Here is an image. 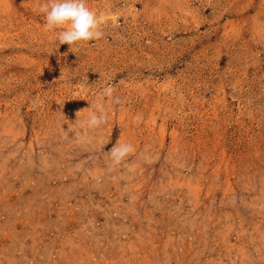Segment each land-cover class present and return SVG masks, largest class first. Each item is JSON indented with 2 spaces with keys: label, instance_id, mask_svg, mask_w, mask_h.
I'll list each match as a JSON object with an SVG mask.
<instances>
[{
  "label": "rangeland",
  "instance_id": "obj_1",
  "mask_svg": "<svg viewBox=\"0 0 264 264\" xmlns=\"http://www.w3.org/2000/svg\"><path fill=\"white\" fill-rule=\"evenodd\" d=\"M45 2L0 0V264H264V0H86L71 51Z\"/></svg>",
  "mask_w": 264,
  "mask_h": 264
},
{
  "label": "clouds",
  "instance_id": "obj_2",
  "mask_svg": "<svg viewBox=\"0 0 264 264\" xmlns=\"http://www.w3.org/2000/svg\"><path fill=\"white\" fill-rule=\"evenodd\" d=\"M40 10L45 14L46 27L49 30L64 26L58 32L57 39L60 45L68 44L70 51L75 43L98 40L104 36L98 14L87 6L86 0H46ZM114 92L113 87H108L104 96L111 98L113 104H119L120 98ZM135 119L139 121L141 118ZM106 121L107 114L103 105L97 102L96 108L87 119V126L98 127ZM133 150L130 143H124L113 146L109 154L113 162L120 163Z\"/></svg>",
  "mask_w": 264,
  "mask_h": 264
}]
</instances>
